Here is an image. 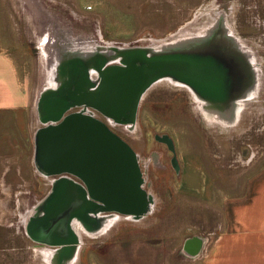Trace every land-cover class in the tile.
<instances>
[{"label": "rangeland", "instance_id": "374dc122", "mask_svg": "<svg viewBox=\"0 0 264 264\" xmlns=\"http://www.w3.org/2000/svg\"><path fill=\"white\" fill-rule=\"evenodd\" d=\"M6 1L11 9L19 12L26 39L36 48L31 50L29 58L24 60L27 65L22 68L28 80L29 99L23 131L19 135L23 140L7 141L0 161V168L6 165L9 169L7 177H2L5 187L0 186V264H97L103 256H109L107 260L111 261V254L106 252L113 249L130 253L137 250V255L150 256L157 263L161 259L180 264L182 244L187 239L203 238L206 247L207 237L219 230L220 208L228 196L224 191L237 187L239 192L249 177L264 165V1L108 0V10L99 11L97 8L102 9L100 0L83 3L94 6L93 10L77 6L70 0H41L46 17L38 23L22 0ZM213 15L226 19L233 29L229 34L253 55L254 61L259 60L256 61L259 66L261 64L260 73L256 72L257 80L248 84L251 90L248 94L245 92L246 97L231 101L233 112L239 108L243 111L242 106L246 105L243 116L237 123V114L231 115L235 116L233 120L226 118L224 113L207 117L196 109L198 101L187 92H181L179 87L160 85L151 89V102L142 109L137 126L124 125L114 131L140 156L139 167L145 181L143 189L154 199L152 213L142 221L129 220L117 213L106 214L119 216V222L102 235L81 230L80 243L76 246L79 252L76 251L72 258L63 254L68 248L64 244L31 241L27 236L31 220L28 216L49 195L52 181L62 178L38 175L31 165L34 135L45 126L40 122L39 100L45 91L51 90L52 68L42 50L46 39L54 37L56 41L52 39L50 47L56 46L59 39H63L58 33L66 29L65 33L73 34L77 41H95L101 46L118 43L120 48H146L157 41L175 42L171 39L176 35L185 38L183 44L188 46L209 42L208 37L218 27V36L227 37L225 22L222 25L219 18L220 22L218 19L214 22ZM194 31V35L190 34ZM259 77L263 80L259 81ZM164 100L171 104V114L157 108ZM179 118L181 120L177 121ZM175 120L183 123L177 127L172 123L171 128L170 123ZM163 134L173 140L174 150L156 141V136ZM75 228L79 229L80 223L75 224Z\"/></svg>", "mask_w": 264, "mask_h": 264}, {"label": "water", "instance_id": "95a60500", "mask_svg": "<svg viewBox=\"0 0 264 264\" xmlns=\"http://www.w3.org/2000/svg\"><path fill=\"white\" fill-rule=\"evenodd\" d=\"M223 44L195 42L165 53L147 48L127 50L130 55L123 58L124 62L109 67L105 65L100 70L96 89H90L86 80L82 79L86 84L85 90L77 86L72 88L77 94L70 91L59 94V90H49L41 95L38 110L45 126L39 129L36 136V165L46 177L62 172L73 173L83 179L89 188L85 193L81 187L64 177L52 181L51 192L43 200L46 203L44 214L33 221L34 225L42 224V234L51 232L62 237L68 234L73 243V225L91 217L86 216L89 211L101 209L140 218L148 213L150 200H153L143 189L139 159L129 144L92 116L82 113L65 116L67 107L75 104L95 107L113 119V123L124 124L126 122L119 120L125 114L122 109L131 107L134 110L140 96L155 80L167 77L190 82L194 78L199 90L197 92L217 96L219 101L223 99L225 117L232 119V100L242 97L239 91L241 87L237 86L239 82L243 84L242 70L232 69L231 58L235 52H230L225 42ZM216 50L219 51L217 54L214 53ZM69 82L65 79L59 83V88H64ZM202 82L204 84L201 86ZM62 109V112L59 111ZM50 110L55 113L54 120L49 115ZM58 182L64 184L54 190ZM70 185L82 191V196L78 198L86 203L84 208L69 198L64 199L67 193L65 196L63 193ZM74 194L75 190L70 197H75ZM63 254L70 257L71 253L63 251Z\"/></svg>", "mask_w": 264, "mask_h": 264}, {"label": "crops", "instance_id": "0c3cea01", "mask_svg": "<svg viewBox=\"0 0 264 264\" xmlns=\"http://www.w3.org/2000/svg\"><path fill=\"white\" fill-rule=\"evenodd\" d=\"M70 1L83 8L90 7V10L94 7L83 4L87 0ZM100 1L102 9L97 10H108V0ZM32 16L35 17L34 12ZM21 19L19 12L11 9L6 0H0V161L3 148L8 146L7 141L23 140L20 136L29 103L28 80L23 76L22 68L27 65L24 60L36 47L26 39ZM37 132L31 165L38 174L35 156ZM8 170L6 165L0 168L1 187H5L2 177H7ZM224 193L228 196L220 208L219 230H214L207 237L206 247L203 238L195 237L183 242L180 264H264V165L249 177L239 192L234 187ZM215 200L214 190V204ZM137 252L113 249L106 252L111 254V261L107 260L109 256H103L101 263L97 264H173L161 259L157 263L150 256L142 257Z\"/></svg>", "mask_w": 264, "mask_h": 264}, {"label": "bare ground", "instance_id": "6f19581e", "mask_svg": "<svg viewBox=\"0 0 264 264\" xmlns=\"http://www.w3.org/2000/svg\"><path fill=\"white\" fill-rule=\"evenodd\" d=\"M24 2V4H26L30 9H28L29 11L32 10L34 12V16L37 18L38 22L41 20L44 19L43 16L46 17V11L45 10H42L44 9L43 5H42V2L41 0H22ZM54 2V1H53ZM46 7V6H45ZM229 7V6H228ZM24 8V7H23ZM49 8V7H48ZM47 8V10H49ZM26 10V9H25ZM238 10V9H237ZM24 11V10H23ZM45 12V13H44ZM53 12V11H52ZM220 12V11H219ZM48 13V11H47ZM223 13V12H222ZM213 14V13H212ZM23 15V14H22ZM25 15V14H24ZM20 16V15H19ZM29 16V15H28ZM32 16V15H31ZM76 17V16H75ZM213 18V21L214 22H217V19H221V22L219 20V22L222 24V22H225L226 19L222 18L221 16H218V17H215V15L212 16ZM34 21V20H33ZM210 21V20H209ZM44 23V22H43ZM47 23V22H46ZM227 22H225V26H224V32L226 33L227 37L224 38V37H219L218 36V32L220 31V28L218 27L217 29H214L213 32H211L210 36L208 37L209 41L211 42H217V43H220L222 45H224L223 43L221 42H225V44L227 45V49L231 52V51H234V56L232 59V69H235L234 71H237V70H242V79H243V84L242 83H237V86L241 87L239 89V91L241 92V95L242 97H246L244 96L246 93L248 94L249 90L251 89H248V84L251 83V81H256L257 80V77H258V72L261 70V68H259L261 66H259V63L257 64L256 61H259L258 59L256 61H254V57L253 55L249 54L248 51L245 50L244 46L240 45L237 41V39L232 36L231 34L229 33H233V29H231L228 25V23L226 24ZM210 25V23H209ZM223 25V24H222ZM42 26V25H40ZM53 26V25H52ZM208 26H206L207 28ZM211 27V26H210ZM49 28V27H48ZM35 29V27H34ZM46 29V28H45ZM52 29V28H51ZM54 29V28H53ZM212 29V28H211ZM210 29V30H211ZM65 31H63V29L58 33L60 35V37H62L63 39H59V43L58 45L56 46H52L50 47V42L55 40L54 37H50L48 39H46V41L43 43V48L42 50L44 51V54H45V58L46 60H49L48 65L50 66V68H52V73L49 75V83L51 84V90H59V94H63L64 92H71V93H75L77 94V92H73L72 91V88L74 86V88H77L79 87L80 89H84L85 90V86L86 84H84V81H80V82H76L77 80V77H78V73L79 70H81V68L83 67L82 69V73H86L87 76H89V80H86L87 84H90L89 81H91L92 79H90V74L94 76V79L97 77H99V72L100 70L102 69L100 66H99V71L96 69L95 65H96V62L97 61H100V60H103L105 61L106 60V65H110L111 63H115V62H124L125 60L123 59L125 56L127 55H130V51L131 50H145V48H134V49H129L128 47H123V48H120L117 43V45L113 44V43H109L107 44L106 46H101L99 45L98 43H96L95 41H77L75 39V37L73 38V34L72 36H70L68 33L66 34L65 32L66 29H64ZM209 30V31H210ZM216 30V31H215ZM47 31V30H46ZM55 33H57L56 31L57 30H53ZM199 31V30H198ZM208 31V32H209ZM36 32V30H35ZM48 32V31H47ZM52 32V34L54 33ZM196 31L194 32H190V34L192 33V35H194ZM207 32V33H208ZM238 32V31H237ZM71 33V32H70ZM45 36V35H44ZM55 36V35H54ZM180 35H176L173 39H171V41H175V42H171V43H158L157 42H154L156 44H152V46L150 47H146V43H145V47L148 49V50H152L153 52H155V50L159 51V53H165L166 51L169 52L171 50H174V49H178L181 45L183 44V42L185 41L183 37H179ZM206 37V34L204 35ZM221 36V35H220ZM195 37V36H194ZM44 37H42L43 39ZM204 38V37H202ZM201 38V39H202ZM219 38H221L222 40L220 41ZM40 39V37H39ZM194 39V38H193ZM240 40V38H238ZM189 40V39H188ZM196 40V39H195ZM56 41V40H55ZM41 42V41H40ZM43 42V41H42ZM41 42V43H42ZM169 42V41H168ZM186 42V41H185ZM184 45V44H183ZM191 45V44H190ZM188 45V46H190ZM250 45V44H249ZM135 46V45H133ZM179 46V47H178ZM182 46V45H181ZM187 46V45H186ZM219 46V45H218ZM143 47V46H142ZM220 48V52L222 53V49L221 47L219 46ZM259 48V47H258ZM127 50H130V51H127ZM175 50V51H176ZM259 51V50H258ZM219 51L216 50L214 53H218ZM39 57V56H38ZM42 57V56H41ZM253 57V58H251ZM43 58V57H42ZM41 58V60H42ZM44 58V59H45ZM251 58V59H250ZM45 60V61H46ZM236 62H235V61ZM249 62H247V61ZM39 61V60H38ZM40 64V63H39ZM81 65L82 67L80 66H77L75 67V65ZM119 64V63H117ZM213 64V63H211ZM42 65V64H41ZM258 65V67H257ZM109 67V66H108ZM175 72V71H174ZM233 72V70H232ZM241 72V71H240ZM257 72V73H256ZM257 74V75H254ZM260 73V72H259ZM41 78V77H40ZM260 78V77H259ZM43 79V78H42ZM65 79H68L70 80V82L68 83V85H66L64 88H59L61 85H59V83H62L64 82ZM84 79V78H83ZM98 80V79H96ZM192 81L190 82H182V81H179L177 79H171V78H159V80H155L154 82L151 83V85H149L145 91L143 92V94L140 96V99L141 97H144L145 93H147L148 91H150L151 89L157 87V86H162V85H171V86H175V87H179V88H185L187 89L189 92H191L192 96L195 98V100L198 101V105H197V110L198 111H201L202 113H204L205 116H209V115H212V114H216V113H224V107L222 106L225 101L223 99H221L220 101L217 99V96H213V95H209V94H204V93H201V92H197V84L196 82L194 81V78H191ZM262 77L259 79V81H262ZM193 81L195 83H193ZM44 82V81H43ZM92 83V81H91ZM204 84V82L201 83V86ZM260 84V83H259ZM262 84V83H261ZM77 86V87H75ZM261 86V85H260ZM45 87V86H44ZM89 87V86H88ZM66 88V89H65ZM203 88V87H202ZM259 89V88H258ZM262 89V88H261ZM42 90V89H41ZM45 90V89H44ZM201 90V89H200ZM183 91V90H182ZM199 91V90H198ZM259 91V90H258ZM180 92V91H179ZM246 92V93H245ZM80 93V92H78ZM244 93V94H243ZM259 93V92H258ZM219 97V96H218ZM193 98V99H194ZM228 101V99L226 100V102ZM248 101V100H247ZM257 102V101H255ZM260 102V101H259ZM50 103V102H49ZM252 103V101H251ZM38 104V103H37ZM237 104V103H236ZM248 104V103H246ZM51 105V103L49 104ZM53 105V104H52ZM194 105V104H193ZM72 105H69L67 107V110L69 109V107H71ZM244 106V105H243ZM243 108V111L244 110V106ZM253 106V105H252ZM195 107V106H194ZM220 107H222L223 109H221ZM228 107V106H227ZM248 108V107H247ZM252 108V107H251ZM262 108V107H261ZM38 109V108H37ZM195 109V108H194ZM64 109L62 110H59V111H63ZM66 110V111H67ZM242 109H238V110H235L233 112L232 115H235L237 114V117L233 116V119L236 118V123H237V120L238 118L240 119L243 115V111H241ZM250 111V109H248ZM50 116H51V119L54 120L55 119V113L50 110L49 112ZM261 113V112H259ZM40 115V114H39ZM207 116V117H208ZM216 116V115H215ZM40 117V116H39ZM235 117V118H234ZM36 118V117H35ZM38 118V117H37ZM36 118V119H37ZM214 118V116H213ZM35 120V119H34ZM38 120V119H37ZM214 120V119H213ZM231 120H229L231 122ZM218 121V120H217ZM228 121V122H229ZM247 121V120H246ZM41 122V120H40ZM49 122H52L51 120H49ZM38 123V122H37ZM43 123V121H42ZM220 123V122H219ZM242 123V122H240ZM253 123V122H252ZM231 124V123H230ZM247 124V123H246ZM35 125V124H34ZM114 125V124H113ZM112 125V126H113ZM240 125V124H239ZM243 125V124H242ZM132 126V125H131ZM231 126V125H230ZM246 126V125H244ZM240 127V126H239ZM237 127V128H239ZM38 128V127H37ZM41 128V127H40ZM236 128V129H237ZM36 129V128H35ZM213 130V129H212ZM249 130V129H248ZM129 132V131H128ZM210 132V130H209ZM208 132V133H209ZM216 133V132H215ZM130 135V134H129ZM133 135V134H131ZM210 136V135H209ZM214 136V135H213ZM232 139V138H230ZM138 159H140V156H138ZM140 161V160H139ZM36 168H37V171L42 174L43 176H45L43 174V172L38 168V166L36 165ZM65 178V177H64ZM63 180H66V179H63ZM45 181V180H44ZM54 182H56V180H53ZM145 183V181H144ZM144 183H143V186H144ZM64 183L63 182H58L56 183V185H54V190H57L58 189V186L59 185H63ZM67 184V183H66ZM75 184V183H74ZM76 186H79L77 184H75ZM80 187V186H79ZM74 190H75V194L76 196H71L70 197V194H73L74 193ZM84 191V189H83ZM56 192V191H55ZM66 194V197H64ZM86 193V192H85ZM74 194V195H75ZM149 194V193H148ZM64 195V196H63ZM63 197L64 199L69 200L71 202H76V204L78 206L81 207H85V204L84 201L82 202V200H80V197L78 198V196H82V191L78 190L76 187H70L69 188H66V192L63 193ZM69 195V196H68ZM150 195V194H149ZM76 199V200H75ZM73 200V201H72ZM154 200V199H153ZM153 200L151 199L150 200V205H149V210H148V213L140 218H134L133 216H127V218L130 220H134V221H139L141 220L142 218L144 219L145 217H147L149 214L152 213L153 211V206H154V203H153ZM37 205V204H36ZM35 207V206H34ZM45 207H46V203L45 201H42L38 206H36L35 208L32 209L31 213L29 214L28 218L30 217L31 220L29 221V224L27 225V233L33 237L34 239H42V240H46L48 241L52 236L53 234L51 232H48V233H43L42 234V224H36L34 225L33 224V221L38 219L41 215L43 216L44 214V211H45ZM109 212H105L104 210H97V211H89L88 214L86 215L87 217L90 215L91 217L87 218L86 221H83V222H78L80 223V228L77 229L75 228V224L73 225V233L74 231L76 232L77 236H78V239H79V243H80V231H85L86 233L88 234H93V233H96L98 235H102V234H105L107 233V230L109 229V227L112 225L115 224V222H117L120 217L119 216H115V215H110V216H107L106 214H108ZM118 215V214H117ZM122 216V215H121ZM98 217V218H96ZM96 218V219H94ZM148 218V217H147ZM142 221V220H141ZM119 222V221H118ZM131 222V221H130ZM137 223V222H136ZM27 224V222H25V225ZM77 224V223H76ZM35 227V228H34ZM34 228V229H33ZM48 235V236H47ZM74 235V234H73ZM43 236V238L41 237ZM78 248V247H77ZM58 251V250H57ZM68 253H71L70 254V257L72 258L73 254L77 251V253L79 252V249H72L71 248H68ZM62 254V253H61ZM54 257V256H53ZM52 258V257H51ZM69 260V259H68ZM63 264V263H62ZM73 264V263H72Z\"/></svg>", "mask_w": 264, "mask_h": 264}, {"label": "flooded vegetation", "instance_id": "af4514ba", "mask_svg": "<svg viewBox=\"0 0 264 264\" xmlns=\"http://www.w3.org/2000/svg\"><path fill=\"white\" fill-rule=\"evenodd\" d=\"M106 65V60L103 61V60H100V61H97L96 62V69L98 70L99 69V66L101 68H103L104 66ZM110 65H118L117 62L115 63H111ZM110 65H106V67L110 66ZM77 66H80L82 67L80 64L79 65H75V67ZM82 69L83 67L81 68V70H79L78 73V77L77 79H79L80 81H82V79L84 78L85 80H89V76H87L86 73H82ZM99 71V70H98ZM90 79H92V83L91 81L90 84H89V87L90 89H96V87L99 85V77L95 78L94 79V76L93 74L91 75L90 74ZM98 79V80H96ZM181 92H187L189 95H191L192 93L189 92L187 89L185 88H180ZM153 90V89H152ZM183 90V91H182ZM151 91H148L147 93H145L144 97H141V99H139L138 101V104H137V107H135V109L132 111L130 108L131 107H125L124 109H122L124 111L125 114H122V117L121 114L118 116V118L120 117V121L123 122H126L124 124H120V123H113V119H110L108 118L102 111L98 110L97 108L95 107H91V106H87V105H80V104H75L71 107H69V109L67 110L66 112V116H69V115H73V114H79V113H82L84 115H89V116H92L93 118L99 120L100 122L104 123L110 130L111 132H113L116 136H118L120 139H122L124 141L123 138L120 137L119 134H117L114 130H118L120 128H117V127H120V126H124V125H132L133 126H137V124L139 123L140 120H138L140 118V113L142 111V109L144 108L145 105H147L150 101V98H151V94L153 93H150ZM191 98L193 99L194 97L191 95ZM159 107V109H163L165 112L164 113H170L171 114V110L173 109L171 104H168L167 101H160V104L159 106H157V108ZM162 110V111H163ZM68 113V114H67ZM174 114V112H173ZM178 117V116H176ZM176 119V118H175ZM171 119H169V122H170ZM178 120H181L180 118L177 119ZM175 127H177L176 125L180 126L183 122L180 121L178 123H176V120L175 121H171L170 123V127L172 128L173 127V124ZM60 124L57 123L56 125ZM114 124V125H113ZM113 125V126H112ZM44 127V126H43ZM113 127V128H112ZM156 141H159V143L165 145L170 151L174 150V146H173V140L166 134H163V135H157L156 136ZM35 156L37 158V142H36V145H35ZM49 177H52V178H59V177H65L69 180H71L72 182H74L75 184L79 185L82 189H84V191L87 193L89 191V188L87 186V184L83 181V179H81L80 177H78L77 175L73 174V173H70V172H62L61 174L59 175H50ZM52 186V185H51ZM52 189V188H51ZM67 234V233H66ZM74 241L72 243V238L70 237V235L67 234V236H64L62 237L59 236V235H53L48 241L49 242H53V243H63L65 247H68V248H71L72 249H75L77 245H79V239H78V236L76 234V232L74 231ZM28 238L33 241V242H38L39 240L37 239H34L33 237H31L29 234L27 235ZM65 237H67V239H64ZM71 240V241H70ZM68 248L64 249V251L66 252V254L68 253Z\"/></svg>", "mask_w": 264, "mask_h": 264}]
</instances>
